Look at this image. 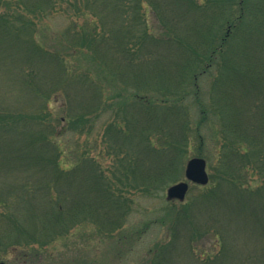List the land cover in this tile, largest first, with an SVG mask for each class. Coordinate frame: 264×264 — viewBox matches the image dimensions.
<instances>
[{
  "label": "trees",
  "instance_id": "trees-1",
  "mask_svg": "<svg viewBox=\"0 0 264 264\" xmlns=\"http://www.w3.org/2000/svg\"><path fill=\"white\" fill-rule=\"evenodd\" d=\"M191 150L210 181L165 195L155 220L174 240L156 263L205 237L222 250L200 257L222 260L241 247L224 225L239 211L252 223L236 264H264V0H0V261L83 222L115 236L133 195L164 196Z\"/></svg>",
  "mask_w": 264,
  "mask_h": 264
},
{
  "label": "rangeland",
  "instance_id": "rangeland-1",
  "mask_svg": "<svg viewBox=\"0 0 264 264\" xmlns=\"http://www.w3.org/2000/svg\"><path fill=\"white\" fill-rule=\"evenodd\" d=\"M51 24L55 30L60 31L68 25V18L59 14L51 19ZM62 107V100L52 103V108L55 112L59 113ZM100 123L102 121L98 122V124ZM82 140L83 138H81ZM191 151L188 160L196 156L193 153L195 149ZM107 159L109 161V158ZM208 172L210 173L209 169ZM178 177L179 180L177 182L185 180V169ZM166 190L167 188L164 190V196L162 197L146 198L135 193L133 195L134 206L126 217L124 225L119 231L115 232V236L100 235L98 233V227L100 226H98L96 221L92 223L83 222L76 232L78 239H70V237L62 239L57 245L53 244L44 248L41 252H32V256L26 252L27 250L14 251L13 249V251L6 253L4 261L8 264H157L156 260L158 259L154 257L152 250L159 247L161 239L164 240L166 237L168 239L169 236L171 242L174 240L171 234L173 230L170 229L169 231L168 226L156 222L160 220H155L171 206L165 198ZM191 195L189 193L187 200ZM234 213L237 214L236 216L233 215V220L225 222L224 225L229 223L233 231H245L244 236L240 238L241 241L238 240V242H242L241 247L239 249L238 247L231 249L229 254L226 253L222 260H217L215 264H236L235 257L240 254L241 250H247L250 244L249 230L252 221L251 223L250 221L246 223L239 211ZM238 235L240 236L241 234ZM256 236L258 237L256 242H261V235L256 233ZM216 242L217 240L214 237L203 238L201 242L194 244L196 254L186 244L181 245L180 252H177L174 248V264H208L205 259L213 261L216 255L213 254L211 258H206L205 256H208V254H205L204 258H201L199 254L204 251H214L216 253L221 251L222 247L220 245L215 246ZM261 248V245H254L253 249L256 251L253 255L260 256L259 250ZM240 264L245 263L241 262Z\"/></svg>",
  "mask_w": 264,
  "mask_h": 264
},
{
  "label": "water",
  "instance_id": "water-1",
  "mask_svg": "<svg viewBox=\"0 0 264 264\" xmlns=\"http://www.w3.org/2000/svg\"><path fill=\"white\" fill-rule=\"evenodd\" d=\"M210 181L207 167V160L203 157L195 156L186 162L185 180L170 185L166 190V196L169 200L183 202L190 190L192 184L206 186ZM0 264H8L0 261Z\"/></svg>",
  "mask_w": 264,
  "mask_h": 264
}]
</instances>
